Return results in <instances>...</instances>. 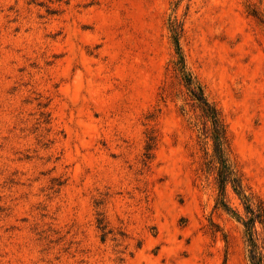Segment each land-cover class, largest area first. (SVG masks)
Returning <instances> with one entry per match:
<instances>
[{
	"label": "rangeland",
	"instance_id": "1",
	"mask_svg": "<svg viewBox=\"0 0 264 264\" xmlns=\"http://www.w3.org/2000/svg\"><path fill=\"white\" fill-rule=\"evenodd\" d=\"M173 21L264 201V0H0V264H251Z\"/></svg>",
	"mask_w": 264,
	"mask_h": 264
},
{
	"label": "trees",
	"instance_id": "2",
	"mask_svg": "<svg viewBox=\"0 0 264 264\" xmlns=\"http://www.w3.org/2000/svg\"><path fill=\"white\" fill-rule=\"evenodd\" d=\"M170 29L177 54L176 68L191 97L210 124L207 132L212 140V150L207 153L205 167L207 171H212L215 174L218 190L216 206L221 207L243 224L247 232L246 243L250 263L264 264V254L256 237L255 229L257 223H264V201L248 190L238 167L231 158L228 129L221 111L206 98L202 86L192 78L187 70L179 42V25L173 21L170 24ZM229 187L240 199L244 209L243 215L227 201L226 195Z\"/></svg>",
	"mask_w": 264,
	"mask_h": 264
}]
</instances>
